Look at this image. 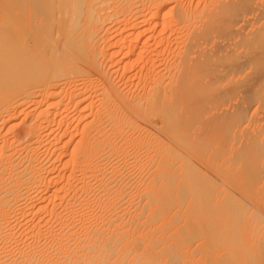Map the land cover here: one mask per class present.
I'll use <instances>...</instances> for the list:
<instances>
[{
	"label": "bare ground",
	"instance_id": "6f19581e",
	"mask_svg": "<svg viewBox=\"0 0 264 264\" xmlns=\"http://www.w3.org/2000/svg\"><path fill=\"white\" fill-rule=\"evenodd\" d=\"M0 264H264V0H0Z\"/></svg>",
	"mask_w": 264,
	"mask_h": 264
},
{
	"label": "rangeland",
	"instance_id": "374dc122",
	"mask_svg": "<svg viewBox=\"0 0 264 264\" xmlns=\"http://www.w3.org/2000/svg\"><path fill=\"white\" fill-rule=\"evenodd\" d=\"M210 233H211V234H209V238H211V237L213 238V236H214V235H212V234H213V232H210ZM211 235H212V236H211ZM214 238H215V237H214ZM214 240H215V239H214ZM214 240H213V239H211V241H212V242H213Z\"/></svg>",
	"mask_w": 264,
	"mask_h": 264
}]
</instances>
